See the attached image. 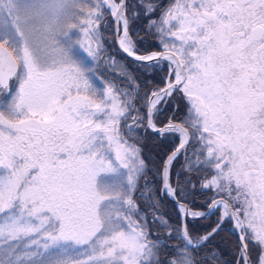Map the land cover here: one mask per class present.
<instances>
[{
  "label": "rangeland",
  "instance_id": "1",
  "mask_svg": "<svg viewBox=\"0 0 264 264\" xmlns=\"http://www.w3.org/2000/svg\"><path fill=\"white\" fill-rule=\"evenodd\" d=\"M118 1L0 0V44L18 64L13 84L0 98V264H149L154 258L131 219L143 163L118 128L127 99L94 74L104 49L102 12L112 20L106 4ZM207 1L175 0L158 25L186 73L180 89L189 104L185 124L190 126L198 99L218 95L211 79L193 81L196 64L201 77L208 67L207 58L193 57L192 51L207 23L183 10ZM139 3H133L130 18ZM238 3L210 0L223 32L240 29L225 17L240 11L256 15ZM259 5L264 7V0L252 3ZM141 7L148 12L146 2ZM129 21L121 15L118 24L121 40L134 51L125 28ZM158 62L171 72L168 84L179 77L171 58ZM261 74L264 80V69ZM164 131L184 138L173 126ZM235 223L255 239L264 235V215L248 216L246 223L235 217ZM184 238L189 245L198 243ZM256 260L264 264V249Z\"/></svg>",
  "mask_w": 264,
  "mask_h": 264
},
{
  "label": "trees",
  "instance_id": "2",
  "mask_svg": "<svg viewBox=\"0 0 264 264\" xmlns=\"http://www.w3.org/2000/svg\"><path fill=\"white\" fill-rule=\"evenodd\" d=\"M175 0H154L156 5L170 6ZM139 12L130 18L133 3ZM146 0H126L125 15L129 21L128 34L139 54L159 51L160 45L155 38L157 26L149 21V16L141 7ZM103 11V10H102ZM161 11V10H160ZM159 7L154 14L160 16ZM99 29L103 36V51L99 54L94 74L104 86L116 89L126 96L127 115L120 118L118 128L121 137L135 147L143 163V170L137 177L132 193L134 209L131 219L142 239L151 245L154 254L149 264H243L239 255L236 237L230 232L227 219L208 215L198 219H185L186 233L190 240L196 241L221 223L204 243L191 246L182 238L179 212L174 204L160 194L161 170L165 159L174 151L179 142L175 132L154 134L146 126V107L149 93L164 84L167 75L166 65H147L132 61L117 50L112 20L103 11ZM0 90V98L5 96ZM123 97V96H122ZM121 97V98H122ZM188 102L178 89L164 103L158 105L152 116L153 123L162 127L169 119L185 126L190 134V142L184 156L178 154L169 167V181L174 187L175 198L191 210H205L209 202L207 189H198V179L193 164V145L195 137L191 126L184 122ZM209 174H206L205 178ZM244 223L247 217L242 216ZM258 222H256L257 225ZM247 255L251 264H256L258 255L264 249V235L259 239L245 233Z\"/></svg>",
  "mask_w": 264,
  "mask_h": 264
},
{
  "label": "flooded vegetation",
  "instance_id": "3",
  "mask_svg": "<svg viewBox=\"0 0 264 264\" xmlns=\"http://www.w3.org/2000/svg\"><path fill=\"white\" fill-rule=\"evenodd\" d=\"M238 1L245 10L254 9L256 15L240 11V15L225 17L224 22L240 28L233 32H223L220 23L214 22L216 18L215 13L210 12V0L199 4L195 10L193 4L183 7L186 14L192 15L188 18L197 16L207 23L199 33V42L194 43L196 47L192 45V51L193 57L199 54L206 57L208 67L205 77H201L200 65L196 64L193 81L204 78L217 84L218 95L198 99L191 112L195 137L193 164L198 189L208 191L206 209L216 202L209 214L216 217L227 215V211L217 204L218 200L226 201L240 216L264 215V80L261 79L264 32L259 40L249 41L253 27L261 25L264 28V7L253 8L254 0ZM146 3L149 21L157 26L155 38L160 50L172 51L171 45H166L170 42L169 36L159 31L158 26L161 15L169 6L163 8L154 0H146ZM158 7L160 16L154 19ZM167 23L166 17L163 24ZM188 118L189 107L184 121ZM206 174H209L207 180Z\"/></svg>",
  "mask_w": 264,
  "mask_h": 264
},
{
  "label": "water",
  "instance_id": "4",
  "mask_svg": "<svg viewBox=\"0 0 264 264\" xmlns=\"http://www.w3.org/2000/svg\"><path fill=\"white\" fill-rule=\"evenodd\" d=\"M124 4H125V0H119L118 5H117V11H118V14H121L126 19L125 13H124ZM127 26L128 25L126 22V28H127ZM113 30H114V38H115L116 47L123 57L130 59L132 61H135V62L143 63V64H152V63L156 62L158 59L171 58L173 60V62L176 64L178 72L180 73L179 79L173 80V82L171 84L165 85L163 88H160L158 91H156L150 95L148 102H147V109H146L145 115H146V126L154 134H160L166 127H172V126L181 130L184 133V136H185L184 140L179 143V145L176 147V149L165 159V161L163 163L162 170H161L160 193L162 195H165L171 201V203L176 206L177 209L181 208L183 210V212H180V221H181V226H182V228H181L182 232H183V234H185V228H184L185 216H189L190 218L204 217L205 215H207V213L209 212V209H211L216 202H212L208 206V210L205 213L199 214V215H191V214H189V208L187 205L177 201L174 196H170L167 193V191H166V186H167V174H166L167 169L166 168H167V165H169L170 161L178 153H180V152L183 153L185 151L187 144H188V141H189V134H188L187 130L183 126H181L178 122H169L168 124L164 125L161 128L153 129L152 128V108H151V103H152L153 98L155 96L162 95L165 100H167L169 98L170 92L176 90L181 85V83L184 81L185 72L182 68V65H181L179 58L177 57L176 54H174L171 51L159 52L154 57H146V56L136 55L132 52H128L125 49H123V47L120 44V39L122 37L123 32L118 33V18H117V16H113ZM263 32H264V28L262 26L257 25L255 27H253L250 31L249 41L253 42V41L259 40L261 35L263 34ZM17 68H18L17 63H16L15 59L13 58L12 54L10 53V51L0 44V87L1 88H6L8 86L9 80L17 72ZM217 202L221 203L223 205V207L225 208V210L227 211V217L229 219V222L231 223V231L233 232V234L235 235V237L237 239L239 249H240V255L243 258L244 264H251L248 257H247V251H246L245 243L243 240V235L240 234L239 230L235 226L234 213H233L232 209L227 204V202L224 200H218Z\"/></svg>",
  "mask_w": 264,
  "mask_h": 264
},
{
  "label": "bare ground",
  "instance_id": "5",
  "mask_svg": "<svg viewBox=\"0 0 264 264\" xmlns=\"http://www.w3.org/2000/svg\"><path fill=\"white\" fill-rule=\"evenodd\" d=\"M106 6L111 11V13H112L113 16H117L118 19L121 18L120 14H118V11H117V5H114V4H106ZM120 44L123 47V49H125L126 51H128V52L131 51V47L126 42H124L123 40L120 41ZM154 56L155 55L151 54L148 57H154ZM155 104H156V102L155 101H152L151 108H153L155 106ZM166 169H167L166 170V174H168V165H167V168ZM166 191H167V193L170 196H173V191H172V189L168 188V186H166Z\"/></svg>",
  "mask_w": 264,
  "mask_h": 264
}]
</instances>
